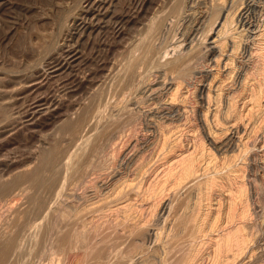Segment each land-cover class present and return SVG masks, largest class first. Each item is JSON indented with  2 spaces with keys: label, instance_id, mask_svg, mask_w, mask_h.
Segmentation results:
<instances>
[{
  "label": "bare ground",
  "instance_id": "6f19581e",
  "mask_svg": "<svg viewBox=\"0 0 264 264\" xmlns=\"http://www.w3.org/2000/svg\"><path fill=\"white\" fill-rule=\"evenodd\" d=\"M62 1L24 83L0 88L10 97L0 107V135L59 120L34 159H2L0 264H242L264 220L257 211L263 183L249 173L264 170V0H164L159 7L158 0H131L111 16L113 0ZM105 22L122 47L109 75L96 79L93 71L79 73L87 58L80 38ZM131 23L143 25L140 37ZM111 46L92 56L98 67H106ZM75 67L82 77L72 75ZM84 81L92 96L86 103L74 97L76 106L72 97ZM53 82L60 92H41ZM146 93L156 94L150 110L162 116L152 132L158 136L143 148L134 110ZM71 106L74 113H64ZM179 120L195 127L192 143Z\"/></svg>",
  "mask_w": 264,
  "mask_h": 264
},
{
  "label": "rangeland",
  "instance_id": "374dc122",
  "mask_svg": "<svg viewBox=\"0 0 264 264\" xmlns=\"http://www.w3.org/2000/svg\"><path fill=\"white\" fill-rule=\"evenodd\" d=\"M31 1V2H30ZM162 1V2H161ZM163 1L164 0H158V3H157V6L161 3V4H163ZM0 27H1V29H0V78L2 77V78H4L3 80H0V88H3V89H5V88H8V89H10V88H14V87H17V86H20L21 84H23L24 83V78H25V76L23 75V73L26 71L25 70V68H26V65L28 64L27 62H29L28 60H29V58H32V56H33V54H34V51H35V49L39 46L38 44L40 43V41H41V37H42V35L41 34H43V32H44V30H45V32H47L49 29H47L46 30V28H47V24L48 25H50L49 23L50 22H52V20L53 19H57L59 16H60V9H59V5L63 2L62 0L60 1V0H0ZM4 3H6L5 5H3ZM18 4V5H17ZM130 4H131V0H113V2H112V5H111V7H110V10L112 11H110L109 10V15L111 16L112 14H114V13H118V12H122V11H124V10H127V9H129V6H130ZM9 5V6H8ZM57 5V6H56ZM25 6V7H24ZM26 6H27V8H26ZM21 7V8H20ZM24 7V8H23ZM57 7H58V9L59 10H57ZM156 7V6H155ZM159 7V6H158ZM4 8V9H3ZM45 8V9H44ZM123 8H124V10H123ZM166 8L168 9V5L164 8L165 10H166ZM25 9H28V10H26L25 11ZM50 9V10H49ZM116 9V10H115ZM118 9V10H117ZM15 10H16V12H15ZM47 11V12H46ZM59 11V14L58 13H56V12H58ZM154 11V10H153ZM3 12V13H2ZM22 12V13H21ZM28 12V13H27ZM120 12V13H121ZM25 14V15H24ZM27 14V15H26ZM29 14V15H28ZM40 14H42V15H40ZM45 14V15H44ZM22 15V16H21ZM58 15V16H57ZM6 16V17H5ZM20 16V17H19ZM3 17H4V19H3ZM2 18V19H1ZM6 18V19H5ZM23 18V19H22ZM27 18V19H26ZM52 18V19H51ZM9 19V20H8ZM49 21H48V20ZM18 20V21H17ZM51 20V21H50ZM45 21V22H44ZM48 21V22H47ZM9 23V24H8ZM11 24V25H10ZM17 24V25H16ZM19 24V25H18ZM108 23H106L105 22V24L104 25H102L103 27L101 28V30L100 29H97L96 27L94 28V29H91V27H90V29L87 31V33L85 32V34L84 35H80L79 33H75V37H74V41L75 40H77L78 39V36L80 37L81 36V42H82V50L84 49V51H86V52H84L85 54H84V57L86 58L85 59V61H86V63L84 64V63H82V64H80L79 66H80V68H82V70L81 69H79L78 67H75L74 68V70H73V72H72V75H74V74H76L77 75V73H78V70L80 71L79 73L80 74H85V73H88L89 71L90 72H92L93 73V76L95 77V75L97 76V77H95L96 79H100V78H103V77H106L107 75H109L108 73L111 71V68H113L114 66H115V64H113L114 62H115V55H117V51H119V50H121V49H119V48H121L122 47V45H120V41L119 40H117V38L118 39H120V37H114V35L112 34L113 32H111V31H109L108 29H111V27L109 26V24L107 25ZM3 25V26H2ZM133 25V26H132ZM136 25V27H137V25H138V29L136 28V27H134ZM142 26L143 25H141V23H136V24H130L129 25V27L130 28H134V29H132L135 33H134V35H138V36H136V38L137 37H140V33L139 34H136V33H138L139 32V30L142 28ZM9 27V28H8ZM49 27V26H48ZM110 27V28H109ZM11 28V29H10ZM136 28V29H135ZM10 29V30H9ZM15 29V30H14ZM93 30V31H92ZM100 30V31H99ZM107 30H108V32H107ZM131 30V29H130ZM131 30V31H132ZM97 31H99V32H97ZM89 32V33H88ZM102 32V33H101ZM172 32H175V31H171V33ZM40 33V34H39ZM90 33H91V36H90ZM100 33V34H99ZM111 35H109V34ZM45 34V33H44ZM93 34V35H92ZM98 34V35H97ZM108 36H107V35ZM167 34V33H166ZM174 33H172L171 34V36L173 35ZM77 36V37H76ZM88 36H90V37H88ZM95 36H96V39H98L99 40V42H98V40H96L95 39ZM101 36V37H100ZM128 37H130V35H127ZM170 36V37H171ZM38 37V38H37ZM89 39H88V38ZM110 37V38H109ZM40 38V39H39ZM76 38V39H75ZM103 38H104V40L105 39H107V41L105 42L104 40H103ZM116 38V39H115ZM34 39V40H33ZM38 39V40H37ZM101 39V40H100ZM112 39V40H111ZM115 40V42H114V40ZM88 40V41H87ZM85 41V42H84ZM93 41V42H92ZM94 41H95V43H94ZM111 41V43H108V42H110ZM119 41V42H118ZM129 41V40H128ZM128 41H126V42H128ZM91 42V43H90ZM100 43V44H98V43ZM104 42V43H103ZM125 42V43H126ZM26 45H25V44ZM84 43V44H83ZM35 44V46H33ZM93 44V45H92ZM117 44V45H116ZM107 45V46H106ZM110 45H112L111 47L113 48L112 50H111V52H110V56H109V58H107L106 59V67H104V66H101V67H98L97 66V64H95L96 63V59H95V57H92V56H96L98 53H99V51L101 50L102 52L100 53V54H102V55H104L106 52V50L109 48V46ZM115 47H114V46ZM119 45V46H118ZM95 46V47H94ZM102 47V49L100 48V47ZM103 46H105V48L103 47ZM32 47V48H31ZM106 47H107V49H106ZM34 48V49H33ZM92 48H94V49H92ZM98 48V50H96ZM99 48H100V50H99ZM115 48V49H114ZM105 49V50H104ZM118 49V50H117ZM114 50H116V51H114ZM25 51V52H24ZM96 51H98V52H96ZM108 51V50H107ZM93 54H92V53ZM103 52H104V54H103ZM113 52V53H112ZM116 52V53H115ZM96 53V54H95ZM29 54V55H28ZM113 57H112V56ZM30 56V57H29ZM91 56V57H90ZM22 57V58H21ZM94 58V59H93ZM88 59V60H87ZM90 60H92V62L90 61ZM114 60V61H113ZM94 61V62H93ZM88 62L90 63L89 65L90 66H83V64L84 65H87L88 64ZM26 63V64H25ZM93 63V64H92ZM91 65H92V67H91ZM108 65V66H107ZM111 65L113 66V67H111ZM96 67L97 66V68H94V67ZM88 69H87V68ZM107 67H109L108 68V71L109 72H107ZM103 68V69H102ZM23 69V70H22ZM78 69V70H77ZM86 69V71H84ZM96 69H98V70H96ZM25 70V71H24ZM10 71V72H9ZM13 71V72H12ZM96 71V72H95ZM104 71V72H103ZM107 72V75H106V72ZM75 72V73H74ZM11 75H10V74ZM18 73V74H17ZM78 73V74H79ZM104 73V75H106V76H103L102 74ZM16 74H17V76H16ZM77 75L78 77H82L83 75ZM101 75V77H99ZM4 76H6V77H4ZM77 76H73V78H77ZM1 78V79H2ZM14 78V79H13ZM23 79V80H22ZM16 81V82H15ZM23 83H22V82ZM88 82V84L86 85L85 83H87ZM91 81H84V83L80 86L81 88L79 89V90H81V91H79V90H77L76 91V94H77V97H76V94H75V96H73L72 97V100L74 101V103H77V101H76V99L79 101V102H81V103H84V101H85V103L86 102H88L89 100H90V96H92V94L91 95H89L90 93H92L91 91H92V87H93V85L90 83ZM7 84V85H6ZM17 84V85H16ZM19 84V85H18ZM54 84H55V86H54ZM53 85V86H52ZM85 85V86H84ZM89 85V86H88ZM82 86H83V88H82ZM87 86V87H86ZM51 88V90H53L54 88V90L57 92V90H56V88L58 89V92H60V84L59 83H57V85H56V82H53L51 85H46L44 88H42L41 89V92H48V91H50V88ZM54 87V88H53ZM48 89V90H47ZM86 89V90H85ZM45 90V91H44ZM53 90V91H54ZM83 90V91H82ZM88 90H90V91H88ZM29 92H31V93H33L34 94V92L32 91V90H30V91H28V94L27 95H32L31 93L29 94ZM88 92H89V94H88ZM79 93V94H78ZM82 93V95H80ZM85 93H86V95H87V98H88V100L87 99H84L83 100V98L85 97ZM149 94H150V92H149ZM148 93H146V98L145 99H147V97H148V95H149ZM109 96H110V94H109ZM16 96H14V98H15ZM76 99H75V98ZM82 99H81V98ZM153 97V98H152ZM156 97V94H151V97H149V99H147L146 101H150V102H147L146 103V101H143V102H141V103H139V104H141V107L140 108H142V109H140V110H134V111H136L135 113H138V112H142L141 114H143V115H141L140 113L137 115L136 114V116L138 117L137 118V121H136V128H138L137 130L139 131V129H140V134L138 135V131L136 130V128H135V136H137V137H139V139H140V144L141 145H143L142 147L144 148V146L147 144V141L148 142H151L152 140L154 141V139H156V137L158 136V135H156V134H152V132L153 133H156V131H157V129H156V125H154V122H156L157 123V120L158 119H160L161 118V114L160 113H158L157 112V110H150V108L152 107V104H153V102L156 100V99H154ZM3 98V100H1ZM10 97L9 96H7V95H5V94H2V93H0V107H1V105L2 104H4L5 103V101L6 100H8ZM86 98V97H85ZM128 98H130V97H126V99H128ZM22 99V100H21ZM21 99H18V100H14L13 102H15V103H11V105L9 104L8 105V107H7V111H6V113H7V115L8 116H11V117H14L16 114H15V112L17 111V109L19 110L20 109V105H22L21 103L24 101L23 99L24 98H21ZM154 99V100H153ZM81 100V101H80ZM153 101V102H152ZM19 102V103H18ZM68 103V102H67ZM81 103H77V105L76 106H78V104H81ZM149 103V104H148ZM16 104V105H15ZM131 104L132 105H134L135 107H138V106H140L139 104H137L136 105V103L134 102H131ZM130 104V106L131 107H133L132 105ZM144 104H146V105H144ZM142 105L143 106H145V107H142ZM10 106V107H9ZM14 108H12V107ZM17 106V107H16ZM147 110H146V109ZM8 109H9V111H8ZM12 109V110H11ZM66 109H69L68 111L66 110ZM71 109V110H70ZM138 109H139V107H138ZM148 109H149V111H151V112H149L148 111ZM14 110H16V111H14ZM66 110V112H64ZM65 110H63V112L64 113H69V112H73V110H75L74 109V107H65ZM145 110V111H144ZM0 111H1V109H0ZM14 111V112H13ZM138 111V112H137ZM143 111L145 112V113H143ZM146 111H148V112H146ZM153 111V112H152ZM74 113V112H73ZM146 113H148L149 115H146ZM155 113V114H154ZM158 113V115H156ZM72 114V113H71ZM153 115V117H152V115ZM177 113H174L173 115H174V117H179V115L177 114ZM147 116L146 117V120H145V117H143V116ZM156 115V116H155ZM169 115V114H168ZM172 115V116H173ZM185 115V114H184ZM184 115H182L181 117L183 118V117H185ZM140 116H142V117H140ZM157 116H160V117H157ZM151 117V118H150ZM155 117L157 118V120L155 119ZM177 117V118H178ZM2 118H3V113L2 112H0V121L2 120ZM56 118V119H55ZM55 118H52V119H48V120H40L41 121V125H39V127L37 126V127H34V128H26V127H22V128H20V129H17L14 133H12V134H10L11 132L10 131H7L6 132V134L5 133H3L2 135H0V139L2 140H0V144H1V142H2V146L0 145V147L2 148H0V170L2 171H5V169L6 168H8V167H6L5 165H3V164H1V163H3V158L4 157H6L7 158V156H8V161L11 159V158H14L15 160H13V161H15V163H18V162H24V163H27V162H29V161H31L32 159H34V156H37L38 154H39V150H40V152L45 148V147H48L49 146V143H50V141H52L51 139H52V134L51 133H53V131L55 130V128H57V126H58V124H59V120H58V118L57 117H55ZM153 118H154V120H153ZM140 119H142V120H140ZM150 119V120H149ZM141 122H140V121ZM52 121H54V122H52ZM56 121V122H55ZM138 121H139V123H138ZM143 121L144 122H146V123H143ZM179 121H181L180 123H185V120H179ZM179 121H176L177 122V124H178V122ZM198 121V120H197ZM197 121H193L192 123H194V122H197ZM58 122V123H57ZM149 122V123H148ZM152 122V123H151ZM44 123V124H43ZM51 123H53V124H51ZM55 123H57V124H55ZM183 123V126H181L179 129H181L182 131H180V133H182V132H184V133H182L184 136L183 137H185V141L186 142H189V143H192L193 141V139H192V136H193V134H194V128L195 127H193V124H188V125H186V124H184ZM47 124V125H46ZM55 124V125H54ZM144 124V125H143ZM153 124V125H152ZM50 125V126H49ZM53 125V126H52ZM143 125V126H142ZM146 125H148V126H146ZM47 126V127H46ZM138 126V127H137ZM142 128H141V127ZM150 126H152V127H150ZM189 126V127H188ZM192 128H191V127ZM42 127V128H41ZM144 127V128H143ZM147 128V130L148 129H151V131L150 130H146V128ZM40 128V129H39ZM155 128V129H154ZM183 128H185L184 130H183ZM189 128V129H188ZM190 128L192 129V130H190ZM198 128H199V132H203L202 130V126H201V124L198 126ZM201 128V129H200ZM25 131H23V130ZM27 129V130H26ZM30 129V130H29ZM32 129V130H31ZM40 130V131H38L37 132V130ZM142 129V130H141ZM29 130V131H28ZM146 130V131H145ZM187 130H188V132H187ZM201 130V131H200ZM26 131H27V133H30V131H31V133L30 134H25L26 133ZM36 131V132H35ZM185 131H186V133H185ZM13 132V131H12ZM51 132V133H50ZM58 132H60V131H58ZM58 132H57V134L56 135H58ZM145 134H143V133ZM149 133V135H151V136H149V135H147L148 133ZM191 132V133H190ZM37 133H39L40 135H38ZM55 133V132H54ZM22 134V135H21ZM61 134V133H60ZM192 134V135H191ZM9 135V136H8ZM41 135H42V137L43 136H46V137H48V138H46V137H43V138H41ZM156 135V137H154ZM4 136V137H3ZM6 136V137H5ZM11 136V137H10ZM59 136V135H58ZM145 136V137H144ZM148 136V137H147ZM152 136H153V139H152ZM191 138H190V137ZM23 137V138H22ZM5 138V139H4ZM145 138V139H144ZM187 138V139H186ZM4 139V140H3ZM12 139V140H11ZM189 139V140H188ZM7 140V141H6ZM29 140V141H28ZM145 140V141H144ZM147 140V141H146ZM151 140V141H150ZM6 141V142H5ZM10 141V142H9ZM15 141V142H14ZM49 141V142H48ZM26 142V143H25ZM141 142H143V143H141ZM41 143V144H40ZM46 143V144H45ZM146 143V144H145ZM5 144V145H4ZM12 144V145H11ZM46 146H45V145ZM36 145V146H35ZM41 146V147H40ZM5 147V148H4ZM38 147V148H37ZM18 148V149H17ZM142 148V149H143ZM9 149V150H8ZM11 149V150H10ZM37 149V150H36ZM13 150V151H12ZM20 150V151H19ZM36 150V151H35ZM3 151V152H2ZM22 152H24L23 154H22ZM11 153V154H10ZM5 154V155H4ZM7 154H9V155H7ZM13 154V155H12ZM14 154H15V157H14ZM17 154V155H16ZM19 154V155H18ZM26 154V155H25ZM25 156V157H22V156ZM10 156H12V157H10ZM28 156V157H27ZM20 157H22V160H21V158ZM33 157V158H32ZM20 158V159H19ZM19 161H18V160ZM27 159V160H26ZM12 160V159H11ZM21 160V161H20ZM26 162H25V161ZM18 161V162H17ZM253 161H254V159H253ZM252 160H251V162H250V164L252 165L254 162H253ZM252 167H254V166H252ZM257 167H254V168H252V169H250L249 170V173H250V176H251V178H252V176H253V178H257V179H259L258 180V183L261 185L262 183V185H261V193L259 194V197H258V199L259 200H261V196H263L264 197V195H262V193L264 192V190L262 191V189H264L263 187H264V170H259L258 168L256 169ZM255 170V171H254ZM259 170V171H258ZM0 171V172H1ZM3 171L1 172V174L3 173ZM252 172H253V174H252ZM258 174H257V173ZM0 174V175H1ZM254 174H255V176H254ZM262 174H263V176H262ZM258 175H260V176H258ZM1 177V176H0ZM260 177V178H259ZM252 178V179H253ZM261 179H263V180H261ZM258 196V195H257ZM262 197V202H261V205H262V207H260V208H262V210H260V209H258L257 211H264V209H263V206H264V198ZM261 222H264V220L263 219H261L260 220V223L258 224V226H256V228H252L253 230H254V232L256 231H262V237L260 236V235H258V233L260 234V232H255L256 233V235H258L257 237H258V239L255 237V239L258 241L259 240V242H257L256 240H253V241H256L255 242V244H256V249H254L255 250V252H253L251 255L249 254V256L248 257H246L245 258V260H247V263H246V261L244 260V261H241V263L243 262L244 264H252V263H254L255 261H254V259L255 260H257V258L259 259H261V260H264V257L262 258V256L264 255L263 253H264V249H262V248H264V232H263V230H264V227H263V225H264V223H262L261 224ZM260 225V226H259ZM257 227H260L259 229L257 228ZM261 228L263 229V230H261ZM256 229V230H255ZM260 236V237H259ZM261 241H263V242H261ZM262 243V244H261ZM259 247H258V246ZM260 245H262V246H260ZM255 246V245H254ZM255 248V247H254ZM258 250V251H257ZM258 252V254H257V252ZM260 251V252H259ZM263 253H262V252ZM254 253H256V254H254ZM262 254V255H260V254ZM254 255H256V256H259V257H255ZM252 256V258H253V261H252V263H251V261H250V257ZM255 257V258H254ZM249 260V261H248ZM252 260V259H251ZM242 263V264H243Z\"/></svg>",
  "mask_w": 264,
  "mask_h": 264
}]
</instances>
